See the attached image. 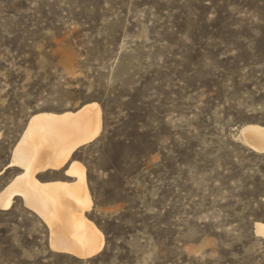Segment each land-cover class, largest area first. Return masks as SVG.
Masks as SVG:
<instances>
[{"label": "rangeland", "instance_id": "374dc122", "mask_svg": "<svg viewBox=\"0 0 264 264\" xmlns=\"http://www.w3.org/2000/svg\"><path fill=\"white\" fill-rule=\"evenodd\" d=\"M92 101L100 133L72 159L102 249H50L15 196L0 264H264V153L238 139L264 126V0H0V192L32 114Z\"/></svg>", "mask_w": 264, "mask_h": 264}, {"label": "bare ground", "instance_id": "6f19581e", "mask_svg": "<svg viewBox=\"0 0 264 264\" xmlns=\"http://www.w3.org/2000/svg\"><path fill=\"white\" fill-rule=\"evenodd\" d=\"M102 117L100 105L94 101L75 110L32 114L9 164L22 172L0 192V208H10L13 198L21 197L25 206L47 225L49 248L80 259L97 254L104 245V235L86 216L92 206L86 169L72 155L99 135ZM238 139L254 152L264 153V126L244 125ZM65 165L63 174L72 181L38 177ZM253 230L256 236L264 237V222H255Z\"/></svg>", "mask_w": 264, "mask_h": 264}]
</instances>
